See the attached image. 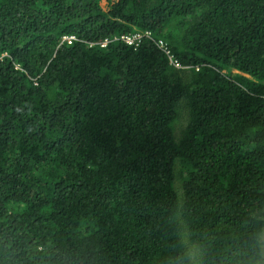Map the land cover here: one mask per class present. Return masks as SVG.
I'll list each match as a JSON object with an SVG mask.
<instances>
[{"label":"trees","instance_id":"trees-1","mask_svg":"<svg viewBox=\"0 0 264 264\" xmlns=\"http://www.w3.org/2000/svg\"><path fill=\"white\" fill-rule=\"evenodd\" d=\"M100 2L0 0V264H247L264 0Z\"/></svg>","mask_w":264,"mask_h":264},{"label":"built area","instance_id":"built-area-1","mask_svg":"<svg viewBox=\"0 0 264 264\" xmlns=\"http://www.w3.org/2000/svg\"><path fill=\"white\" fill-rule=\"evenodd\" d=\"M142 36L150 38L156 44V46L161 51H163V53H165L166 56H168L171 65H173L176 68L181 67L180 63L177 61L175 56L171 53V50L168 47V44L165 42V40H163L161 38H155L149 30H145V31L137 30V31L130 33V34L121 35L120 39L128 45L129 44H137V42H139V40ZM74 39H75L74 36H64L63 37V40H65V42L68 44L71 43V41ZM108 41H109L108 39H104V40L98 42V44L100 46H105Z\"/></svg>","mask_w":264,"mask_h":264},{"label":"clouds","instance_id":"clouds-1","mask_svg":"<svg viewBox=\"0 0 264 264\" xmlns=\"http://www.w3.org/2000/svg\"><path fill=\"white\" fill-rule=\"evenodd\" d=\"M138 29H136L135 31H137ZM134 31V32H135ZM139 31H145V30H139ZM151 32V31H150ZM133 33V32H131ZM152 33V32H151ZM130 34V33H129ZM153 35V34H152ZM160 38V37H159ZM163 39V38H161ZM164 40V39H163ZM73 41V40H72ZM71 41V42H72ZM100 42V41H98ZM97 42V43H98ZM165 42L167 43V41L165 40ZM68 44V43H67ZM70 44V43H69ZM168 44V43H167ZM16 68H18V65H15ZM261 233H256V235L254 236L253 240H254V252H253V256L249 258L247 264H264V244H262L260 242V240L258 239L259 235Z\"/></svg>","mask_w":264,"mask_h":264},{"label":"rangeland","instance_id":"rangeland-1","mask_svg":"<svg viewBox=\"0 0 264 264\" xmlns=\"http://www.w3.org/2000/svg\"><path fill=\"white\" fill-rule=\"evenodd\" d=\"M100 5L102 6V8H104V9H106V7H107V0H101V2H100ZM177 167H178V165H176ZM177 182H178V179H177ZM177 186V185H176ZM179 191V190H178ZM262 238H264V234L262 235ZM188 244V243H187ZM188 246H189V252L191 253V259L192 260H195L194 259V254L192 255V251H193V247H192V245H190V244H188ZM197 260V259H196Z\"/></svg>","mask_w":264,"mask_h":264}]
</instances>
